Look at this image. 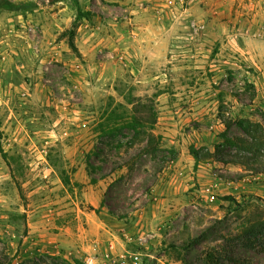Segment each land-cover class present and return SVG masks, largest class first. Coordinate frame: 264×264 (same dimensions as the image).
I'll use <instances>...</instances> for the list:
<instances>
[{"label": "rangeland", "instance_id": "obj_1", "mask_svg": "<svg viewBox=\"0 0 264 264\" xmlns=\"http://www.w3.org/2000/svg\"><path fill=\"white\" fill-rule=\"evenodd\" d=\"M12 1L25 5L0 11V256L84 259L98 240L97 264H264L262 164L190 153L214 152L222 117L264 126L252 69L82 55L67 41L85 19L76 1ZM137 97L154 103V153L126 127Z\"/></svg>", "mask_w": 264, "mask_h": 264}, {"label": "crops", "instance_id": "obj_2", "mask_svg": "<svg viewBox=\"0 0 264 264\" xmlns=\"http://www.w3.org/2000/svg\"><path fill=\"white\" fill-rule=\"evenodd\" d=\"M77 1L83 11L91 12L92 21L84 19L74 39L82 55L101 54L107 47L113 56L136 58L142 65L161 64L169 61V47L179 39L182 56H188L193 67L218 71L230 62H244L252 69L254 101L264 109V0ZM57 7L52 15L64 9ZM99 243L95 240L84 250L88 263L99 261L92 254Z\"/></svg>", "mask_w": 264, "mask_h": 264}, {"label": "trees", "instance_id": "obj_3", "mask_svg": "<svg viewBox=\"0 0 264 264\" xmlns=\"http://www.w3.org/2000/svg\"><path fill=\"white\" fill-rule=\"evenodd\" d=\"M77 3L76 19L85 18L89 19L91 13L89 11H83ZM24 2L18 3L12 0H0L1 10H17ZM75 31L70 30L68 36V46L74 51L78 52L74 42ZM253 88V85H250ZM133 106L130 120L127 122V128L133 131L132 141L139 138L143 139L146 136V142L144 150L148 153H154L158 149L159 136H155L152 132L154 124L156 122V112L154 108L153 100L147 98L142 101L140 97L130 102ZM225 126V131L221 133V140L214 146V152H210L206 148L197 149L193 146L190 147V153L194 159L209 158L214 154H221L229 149L235 150V155L238 158L237 163H260L264 170V162L261 160L264 158V126L258 121L251 120L247 117L242 118H221ZM236 125L243 132L242 135L231 137L228 135V130L232 125ZM62 182L69 186L70 179L68 176L60 175ZM224 200H234L232 195L223 196ZM261 228L264 224H259ZM264 229V228H263ZM248 232H252L249 230ZM208 264H216L213 252H207L205 255ZM0 264H90L85 259L74 258L70 260L63 255L52 254L43 252L41 254H35L31 257H26L20 260H15L14 256H10L7 252H4L0 256Z\"/></svg>", "mask_w": 264, "mask_h": 264}, {"label": "built area", "instance_id": "obj_4", "mask_svg": "<svg viewBox=\"0 0 264 264\" xmlns=\"http://www.w3.org/2000/svg\"><path fill=\"white\" fill-rule=\"evenodd\" d=\"M180 43L181 41L179 39H176L171 43L169 50H168V58L170 60H175L179 58L180 56H182V51L179 47ZM21 94L23 97L27 95L26 92H22ZM142 238H143L142 236L139 237V239H142ZM132 258L134 259V261L139 262V254L134 253L132 255Z\"/></svg>", "mask_w": 264, "mask_h": 264}]
</instances>
